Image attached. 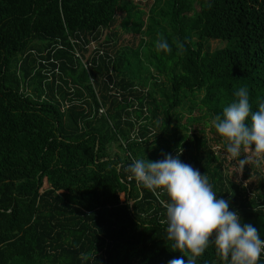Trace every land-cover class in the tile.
Returning a JSON list of instances; mask_svg holds the SVG:
<instances>
[{"label":"trees","instance_id":"trees-1","mask_svg":"<svg viewBox=\"0 0 264 264\" xmlns=\"http://www.w3.org/2000/svg\"><path fill=\"white\" fill-rule=\"evenodd\" d=\"M136 6L0 0V264H167L178 256L160 223L166 193L126 171L169 130L183 132L170 154L206 174L264 238V182L251 183L258 169L235 160L236 180L206 132L188 126L194 118L172 126L186 99L213 117L240 87L256 110L264 99V0H168L169 29L153 17L146 25ZM119 15L122 34L146 26L150 43L109 51ZM158 39L167 52L156 50ZM209 40L225 46L205 52ZM143 44L157 75L142 63ZM195 264L226 261L209 244Z\"/></svg>","mask_w":264,"mask_h":264},{"label":"clouds","instance_id":"clouds-1","mask_svg":"<svg viewBox=\"0 0 264 264\" xmlns=\"http://www.w3.org/2000/svg\"><path fill=\"white\" fill-rule=\"evenodd\" d=\"M154 47L157 51L169 50L163 39H158ZM211 124L225 141L227 157L241 165L250 157L264 158V99H258L256 110H252L247 88L236 89L231 102L213 116ZM126 171L144 188L167 195L160 223L166 225V239L179 253L167 264H195L209 244L226 264H258L264 254V238L254 225L242 222L229 200L213 191L206 174L169 153L155 161L133 159Z\"/></svg>","mask_w":264,"mask_h":264},{"label":"rangeland","instance_id":"rangeland-1","mask_svg":"<svg viewBox=\"0 0 264 264\" xmlns=\"http://www.w3.org/2000/svg\"><path fill=\"white\" fill-rule=\"evenodd\" d=\"M135 3L137 4V6L135 7V11L137 10H142L144 12L143 18L142 20L145 22V24L147 25L149 23V18L153 17L154 19H156L157 22H159V25L165 29H169V24H168V16H167V2L168 0H134ZM122 19V15H119L118 17V21L117 24L115 25L116 28V32L118 33V35L116 37H113V44L110 46L109 51H116L118 50H124L125 47L127 48H132V49H138L139 46L141 45V41L144 40L146 41L148 44L151 41V37H149V35L145 34V30H146V26H143V31L137 33V32H133V31H129V32H125V33H121L120 29H121V24H120V20ZM146 45L143 44V50L140 54V57L142 59V63L149 65V70L151 71V73H154L155 75H157V73L155 72V68L148 64V60L145 58V54L147 52V47L145 48ZM225 46L224 42L221 41H214V40H209L207 42H205L204 44V51L205 52H213L217 49L223 48ZM98 44L93 43L90 48H89V52L87 53V57L92 56V54L95 52V50L98 48ZM162 79H164L163 77H161ZM159 79V78H158ZM53 78L49 77V81H52ZM57 84H61L60 80H56ZM71 87H75L73 84L70 85ZM55 88V87H54ZM73 90H71L72 92ZM47 94L49 93V91H46ZM55 94L57 95L58 99L60 98V95L57 93V91L55 90ZM84 94L86 95V93L84 92ZM186 103V104H185ZM185 104V105H184ZM182 107H179L176 112L173 114V122H172V126L173 125H188L187 120L189 118H194L195 121H193L191 123V125H188L189 127H191V129H203L206 132L207 137L210 138V143L212 145L213 150L215 151V153L217 155H220L222 158H226L227 161L225 162L226 165V170L228 171L229 175H231V177H233L236 180L241 181L242 179V168L240 165H237L235 160L232 158L227 157L224 154V148L223 145L225 143V141L223 140V138L219 137L216 133H215V129L212 127L211 124V120L213 117H211L210 115H208L207 110L205 108H196L191 110V107L193 105L192 102H190V100L186 99L184 102ZM176 134V138L177 137H181L183 132H178V133H174L172 131H167L164 135L163 138L157 143V144H153L151 146V149L148 150V152L146 153V157L151 158V159H159L160 156L163 153H171L172 151H169V148L172 147L175 142L176 139H174V135ZM158 147V151L156 156H153V152L154 150ZM247 154V153H245ZM249 165H253L255 166V168L258 169L259 171V175L256 177H254L251 180V183L254 184L256 187L259 186V184L261 183V181L264 182V158L258 156L255 157H250L249 160L246 162ZM245 185H247L248 183L245 182L244 180L242 181ZM49 188V185L47 184V182H44V186H43V190ZM42 190V191H43ZM121 199H123V195H121Z\"/></svg>","mask_w":264,"mask_h":264},{"label":"built area","instance_id":"built-area-1","mask_svg":"<svg viewBox=\"0 0 264 264\" xmlns=\"http://www.w3.org/2000/svg\"><path fill=\"white\" fill-rule=\"evenodd\" d=\"M261 256L264 257V254H262Z\"/></svg>","mask_w":264,"mask_h":264}]
</instances>
